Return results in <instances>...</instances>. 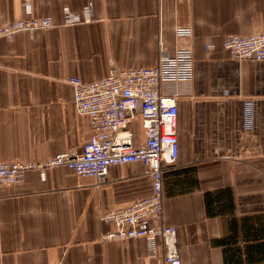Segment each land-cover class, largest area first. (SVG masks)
Wrapping results in <instances>:
<instances>
[{
	"label": "crops",
	"instance_id": "1",
	"mask_svg": "<svg viewBox=\"0 0 264 264\" xmlns=\"http://www.w3.org/2000/svg\"><path fill=\"white\" fill-rule=\"evenodd\" d=\"M41 16L53 26L0 39V161L80 153L91 128L69 78L150 67L160 45L188 46L193 80L178 91L160 223L176 228L181 264H264V60L222 48L227 36L264 32V0H0V25ZM176 26L191 36L176 38ZM224 189L219 204L231 210L207 216L204 195ZM150 190L141 163L111 166L103 180L55 167L0 185V264H160L144 239H101L112 227L99 214Z\"/></svg>",
	"mask_w": 264,
	"mask_h": 264
},
{
	"label": "built area",
	"instance_id": "2",
	"mask_svg": "<svg viewBox=\"0 0 264 264\" xmlns=\"http://www.w3.org/2000/svg\"><path fill=\"white\" fill-rule=\"evenodd\" d=\"M53 26L49 17H31L0 25V39L7 41L21 32L32 33ZM174 35L188 39L191 29L176 26ZM213 46L208 44L206 49ZM222 48L239 61L264 60V32L227 36ZM193 56L188 46L172 53L159 46L157 62L150 67L111 66L102 79L67 80L76 112L89 120L91 133L80 153L60 152L44 161H0V185L16 186L30 171L65 167L80 177L103 180L111 166L141 163L151 180V190L125 207L108 209L99 220L112 227L102 240L144 239L153 256L161 250L160 264H181L176 228L162 225L163 173L178 158L177 100L179 88L193 80ZM143 132L137 138L135 127Z\"/></svg>",
	"mask_w": 264,
	"mask_h": 264
},
{
	"label": "trees",
	"instance_id": "3",
	"mask_svg": "<svg viewBox=\"0 0 264 264\" xmlns=\"http://www.w3.org/2000/svg\"><path fill=\"white\" fill-rule=\"evenodd\" d=\"M229 192V190L224 189L213 193H206L204 195V205L207 216H216L222 214L224 208H228L229 210H231L228 202L222 204L221 206L219 204V200L222 199L224 195L228 196Z\"/></svg>",
	"mask_w": 264,
	"mask_h": 264
}]
</instances>
